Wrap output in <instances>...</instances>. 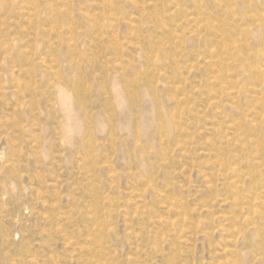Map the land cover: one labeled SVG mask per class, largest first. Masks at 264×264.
Instances as JSON below:
<instances>
[{
    "label": "rangeland",
    "instance_id": "374dc122",
    "mask_svg": "<svg viewBox=\"0 0 264 264\" xmlns=\"http://www.w3.org/2000/svg\"><path fill=\"white\" fill-rule=\"evenodd\" d=\"M0 264H264V0H0Z\"/></svg>",
    "mask_w": 264,
    "mask_h": 264
},
{
    "label": "bare ground",
    "instance_id": "6f19581e",
    "mask_svg": "<svg viewBox=\"0 0 264 264\" xmlns=\"http://www.w3.org/2000/svg\"><path fill=\"white\" fill-rule=\"evenodd\" d=\"M60 103L62 105V109L64 110L66 117L69 119H72V104H73V99L68 96L67 94L61 95L60 98ZM76 127L78 128L79 125L77 124Z\"/></svg>",
    "mask_w": 264,
    "mask_h": 264
}]
</instances>
